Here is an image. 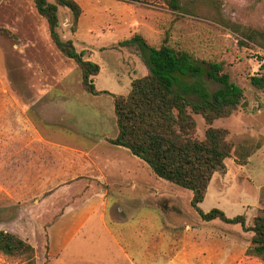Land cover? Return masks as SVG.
<instances>
[{"label":"rangeland","instance_id":"obj_1","mask_svg":"<svg viewBox=\"0 0 264 264\" xmlns=\"http://www.w3.org/2000/svg\"><path fill=\"white\" fill-rule=\"evenodd\" d=\"M75 1L74 30L71 12L58 5L57 32L99 65L94 85L107 93L82 88L78 66L55 47L31 0H0V27L13 34H0V230L28 241L35 264H264L244 253L251 231L201 219L190 190L107 141L117 134L110 94L126 95L147 72L123 40L137 33L199 63L217 62L246 105L213 122L227 131L232 155L213 173L199 208L244 215L246 227L264 217V93L248 81L264 64V48L234 30L264 34V0H182L192 5L186 12L164 0ZM199 80L209 92L220 86ZM195 120L202 138L206 123ZM87 206L85 225L58 222L66 209L74 218ZM0 264L22 263L0 253Z\"/></svg>","mask_w":264,"mask_h":264},{"label":"trees","instance_id":"obj_2","mask_svg":"<svg viewBox=\"0 0 264 264\" xmlns=\"http://www.w3.org/2000/svg\"><path fill=\"white\" fill-rule=\"evenodd\" d=\"M31 1L36 12L45 19L49 37L55 47L78 66L82 88L91 94L107 93L96 90L94 85L93 77L98 74L99 65L85 58L84 50L77 51L71 40L61 39L56 29L59 25L57 6L71 12L74 30L81 14L80 5L75 0ZM164 1L173 11H192L190 2ZM234 30L264 48L263 33L247 28ZM0 34L13 37L3 27H0ZM121 44L137 49L147 72L131 80L126 95L110 94L117 134L108 138V143L127 149L130 154L142 160L156 177L190 190V204L201 219L239 223L245 230L251 231L250 245L244 253L264 262V217L256 216L252 225L246 227L244 215L228 217L219 208H212L208 212L199 208L213 173L224 171V161L232 155L227 131L214 127L213 122L239 106L245 107L243 89L230 81L219 63L203 61L204 65L186 50L166 42L156 47L136 33ZM202 76L218 82L220 86L213 92L207 91L199 80ZM183 77L196 80L192 84L183 85ZM248 81L264 93V64H260L259 71L250 75ZM188 93L196 95L198 100L189 98ZM196 115L201 116L206 123L202 138L196 136ZM0 253L22 264H35L33 246L10 231L0 230Z\"/></svg>","mask_w":264,"mask_h":264},{"label":"crops","instance_id":"obj_3","mask_svg":"<svg viewBox=\"0 0 264 264\" xmlns=\"http://www.w3.org/2000/svg\"><path fill=\"white\" fill-rule=\"evenodd\" d=\"M114 147H120V146H114ZM121 148H123V147H121ZM87 207H88V209H90V211L88 213L86 211L84 212L82 210V212H80V214H79V212H77V216L74 217V218H73V215L75 213H70V211L68 212V210L66 209L65 212L62 213L61 216L59 217L58 222H63V221H67L68 222L69 220H71V221L73 220V221H75V223H73V225H75V226H83V225H85L86 221H88L89 216L91 215V209H92V207H90V206H87ZM70 208H72V207H69V209ZM65 239H63V240L65 241Z\"/></svg>","mask_w":264,"mask_h":264}]
</instances>
